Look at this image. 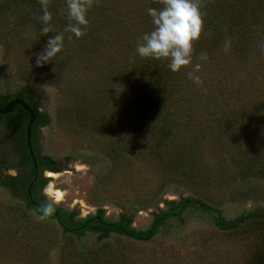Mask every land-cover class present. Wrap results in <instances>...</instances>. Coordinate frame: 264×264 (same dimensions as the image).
Here are the masks:
<instances>
[{"label":"rangeland","instance_id":"1","mask_svg":"<svg viewBox=\"0 0 264 264\" xmlns=\"http://www.w3.org/2000/svg\"><path fill=\"white\" fill-rule=\"evenodd\" d=\"M200 4L193 65L175 73L166 61L134 55L158 0H99L79 39L65 31L67 12L52 14L53 32L43 35L41 22L26 17V2L0 0V96L29 90L47 120L37 127L36 151L58 169L41 172L39 192L75 219L101 212L144 230L183 199L224 220L262 216L220 230L192 202L148 241L102 231L75 236L3 186L5 177L26 173L3 134L0 264H264V0ZM55 34L64 35L63 51L38 67L34 53ZM196 63L202 85L188 79ZM154 92L164 102L160 117L149 114L160 110ZM50 184L62 201L46 195Z\"/></svg>","mask_w":264,"mask_h":264},{"label":"trees","instance_id":"2","mask_svg":"<svg viewBox=\"0 0 264 264\" xmlns=\"http://www.w3.org/2000/svg\"><path fill=\"white\" fill-rule=\"evenodd\" d=\"M18 1H20V3L26 2L27 5H29V13L26 14V17L33 22L32 24H35L38 20L34 19V17L42 15V8L41 5L39 4V0H18ZM52 1L56 6L49 7L50 12L52 14H55L59 10L62 13V15L65 17V13L67 12L66 0H52ZM237 18L239 19L240 17L237 15ZM63 22H65V20ZM150 71H155L152 74V76H154L155 78V73L159 71V67L153 64L150 67ZM160 79L161 77L159 78V80ZM154 94L156 100V104L154 108H160V110L153 109V111H149V114L152 115L153 117L154 116L160 117L161 110L164 107V102L163 100L160 99V97L156 92H154ZM16 98L25 101L27 106L32 109L35 117L34 127H36V130L37 127H43L46 124L47 120L44 118L43 114L37 112L36 109L37 104L33 102V98L27 88L21 89L8 97L0 96V109H2L10 100ZM11 113L27 116L26 112H24L20 107L17 106L13 108ZM6 120L9 121L7 126L10 128V133L12 137L16 139V152L18 153V157H17L18 163L25 166L26 173L21 178L20 175L17 177H5V180L3 181V186L8 188V191L11 195L23 200L25 202V206L28 209H31L37 214L42 215L40 211L41 205L36 206L35 203L32 204L31 200L28 199L26 194L27 186L29 185V183L33 178V170L31 168L32 164L27 154V150L23 147L24 128L26 123L18 120L12 121V119H6ZM34 156L36 161V170L38 171L37 172L38 174L35 181L30 185L29 192L32 193V195L35 194L38 199L43 200L44 198L39 191L40 188H42L45 185L46 180L41 177V171L43 169L40 168V166L44 164L45 170L56 173L58 172L57 163L47 156H40L38 154H35ZM1 160L2 159H0V162ZM3 161H5V159H3ZM192 202H196L200 204L201 209L205 213H208L211 216H213L214 224L220 230L235 229L236 227L240 226L243 222H245V220L248 218L254 220V218L256 217L260 218L262 216L261 212L253 213V214L247 213L245 215L241 214L240 216L236 217L233 220H224L222 217H220L218 211L214 210L207 204L194 199H185V200L183 199L179 206H175L174 208L173 207L168 208L169 206H167L165 210H161L157 214H154L146 229L137 230L127 225L124 222V220L119 222L107 221L103 218L101 212H98L94 216L88 217L86 219L78 220L75 219L73 213L65 212L59 206H54V207L55 210L57 211L56 219L63 232H68L74 234L75 236H81L84 232L102 231V232L116 233L123 237L136 241H148L151 237H153L157 233L160 227L164 226L166 220L173 217H178L181 211L184 209V207L191 205ZM46 203L50 204L49 202H43V204ZM50 217L52 219H55L53 213L50 215Z\"/></svg>","mask_w":264,"mask_h":264},{"label":"clouds","instance_id":"3","mask_svg":"<svg viewBox=\"0 0 264 264\" xmlns=\"http://www.w3.org/2000/svg\"><path fill=\"white\" fill-rule=\"evenodd\" d=\"M99 0H66L68 26L66 32L73 34L77 39L85 33L88 25L87 13ZM161 5L149 8L152 29L138 38L134 55L140 58H150L157 61H166L167 67L175 73L193 65L194 44L200 39L204 29V13L201 11L200 0H158ZM42 15L34 17L41 22V32L48 35L53 32L50 26L52 13L49 10L50 0H39ZM72 37L69 36V39ZM64 48V35L55 34L45 45L43 51L34 53L36 65L43 66L55 60ZM200 60H207V54L202 53ZM201 64L196 63L192 71L188 72V79L197 85L203 81L198 75ZM41 220L50 216L55 207L53 204H44L40 209Z\"/></svg>","mask_w":264,"mask_h":264},{"label":"water","instance_id":"4","mask_svg":"<svg viewBox=\"0 0 264 264\" xmlns=\"http://www.w3.org/2000/svg\"><path fill=\"white\" fill-rule=\"evenodd\" d=\"M15 106L20 107L24 112H26L27 116L10 113ZM0 119H12V120L23 121L26 123L25 128H24V145H23V147L27 150V154H28L30 161H31V164H32L31 168L34 172L33 178H32L31 182L29 183V185L27 186V189H26L27 197L29 200H31L30 194H29V188H30V185L36 179V161H35L34 155L32 153V149H31L34 124H35L34 113H33L32 109L27 106L25 101H23L21 99H13V100H10L2 109H0ZM32 204H34V203H32ZM53 216L55 218V221L58 222L56 219L57 218L56 211L53 212Z\"/></svg>","mask_w":264,"mask_h":264},{"label":"flooded vegetation","instance_id":"5","mask_svg":"<svg viewBox=\"0 0 264 264\" xmlns=\"http://www.w3.org/2000/svg\"><path fill=\"white\" fill-rule=\"evenodd\" d=\"M16 99H19V98H16ZM12 112V111H11ZM10 112V113H11ZM13 121V120H12ZM9 123V121L8 120H6V119H0V135H2L3 136V134H5V139L6 138H11L12 137V135H11V133H10V128L7 126V124ZM36 127H34V131H33V138H32V145H31V149H32V153H33V155H35V154H38L37 153V151H36V140H37V134H36ZM35 132V133H34ZM10 142L13 144V145H15L16 146V139L15 138H11V140H10ZM39 155V154H38ZM41 156V155H40ZM34 158H35V156H34ZM40 168H42L43 170H45L44 169V164H42L41 166H40ZM42 170V171H43ZM41 171V172H42ZM46 171H48V170H46ZM38 171L36 170V177H37V173ZM46 173H50V171L49 172H46ZM33 175H34V172H33ZM46 188V187H45ZM44 188V189H45ZM29 194H30V199H31V202L32 203H35L36 204V206L37 205H44L43 204V202H46V201H44V200H40V199H38L37 198V196L35 195V194H33L32 195V193H30L29 192ZM50 203V202H49ZM51 204V203H50ZM56 211V210H55ZM56 213H57V211H56ZM55 220V219H54ZM58 223V222H57ZM59 225V224H58Z\"/></svg>","mask_w":264,"mask_h":264},{"label":"bare ground","instance_id":"6","mask_svg":"<svg viewBox=\"0 0 264 264\" xmlns=\"http://www.w3.org/2000/svg\"><path fill=\"white\" fill-rule=\"evenodd\" d=\"M46 195L50 196L55 202H60L63 199V194L53 187L52 184L46 186Z\"/></svg>","mask_w":264,"mask_h":264}]
</instances>
